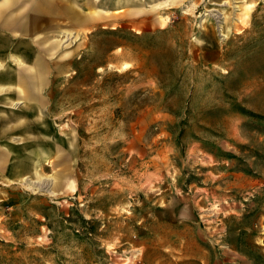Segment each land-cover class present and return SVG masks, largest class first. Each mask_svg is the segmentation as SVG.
Segmentation results:
<instances>
[{
  "label": "rangeland",
  "instance_id": "374dc122",
  "mask_svg": "<svg viewBox=\"0 0 264 264\" xmlns=\"http://www.w3.org/2000/svg\"><path fill=\"white\" fill-rule=\"evenodd\" d=\"M38 7L6 64L41 61V101L0 90L40 123L0 139V264H264V183L232 185L264 178V0Z\"/></svg>",
  "mask_w": 264,
  "mask_h": 264
},
{
  "label": "crops",
  "instance_id": "0c3cea01",
  "mask_svg": "<svg viewBox=\"0 0 264 264\" xmlns=\"http://www.w3.org/2000/svg\"><path fill=\"white\" fill-rule=\"evenodd\" d=\"M36 3V0H0V90L10 95L22 97L26 101H41L39 98L40 88L44 82V68L41 61L37 58L28 59L20 68H14L12 65L6 64L8 59L18 61L16 47L12 45V36L16 32L29 34L36 25L37 12L40 7L35 10L30 7ZM40 4V3H37ZM7 34H3V32ZM46 35H44L45 37ZM53 43L48 44L43 49V53L52 57ZM5 104L13 105L11 97H5ZM2 102V100H0ZM29 110V106H26ZM38 115L30 117L20 112L0 108V139L9 136L12 139L13 129L24 128L26 124L33 125L38 122ZM28 132V131H26ZM22 140H30L29 137ZM13 154L10 146L0 144V169L13 167ZM264 177V176H262ZM264 183V178H256L243 172L235 175L232 182L233 187L238 191L252 189L256 184ZM221 256L210 255L198 259L202 264H253L248 258L239 252L233 244H228Z\"/></svg>",
  "mask_w": 264,
  "mask_h": 264
}]
</instances>
